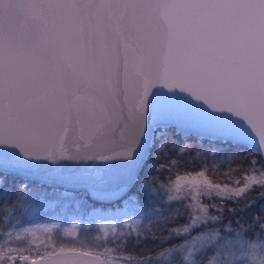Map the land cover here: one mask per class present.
Listing matches in <instances>:
<instances>
[{
	"label": "snow or ice",
	"instance_id": "obj_1",
	"mask_svg": "<svg viewBox=\"0 0 264 264\" xmlns=\"http://www.w3.org/2000/svg\"><path fill=\"white\" fill-rule=\"evenodd\" d=\"M258 201L264 0H0V264H264ZM105 202L150 223L20 227Z\"/></svg>",
	"mask_w": 264,
	"mask_h": 264
},
{
	"label": "trees",
	"instance_id": "obj_2",
	"mask_svg": "<svg viewBox=\"0 0 264 264\" xmlns=\"http://www.w3.org/2000/svg\"><path fill=\"white\" fill-rule=\"evenodd\" d=\"M256 159H259V157H256ZM194 165L196 168L199 167V162L196 161L194 162ZM186 168H188L189 170H191V168L193 167L192 164H189V165H186L185 166ZM220 167H221V170L224 171L227 169L228 167V163L227 162H221L220 163ZM164 179H168V177L165 175L164 176ZM257 195V192H253L250 194V198H254L255 196ZM207 202V201H205ZM32 202L31 201H28V203L24 204V207L27 208L29 204H31ZM102 206H106V207H111L113 205L109 204V203H104L102 204ZM122 206V205H121ZM121 206H113V207H121ZM261 206H264V201H258L256 205L253 206L252 209L248 210L247 212H237L236 216H232V215H228L227 216V219L228 220H231V221H235L237 219H242V221L244 222L243 223V226L245 228H248L249 229V233H248V236L251 237L253 233H256L258 232V229L253 225V216L254 214H257L259 211H260V208ZM91 208H89L88 210H82V209H79L78 211H69L70 213H67V218L71 215V214H77V213H80L81 214V225L83 226V228H81V230L83 231L82 235H81V239H84L86 241V243H88L90 246L93 245L88 238L89 234L92 236V237H95L97 235H100V229H101V226L103 224H111V221L110 220H107L105 222H101L98 220L97 217H95L91 211H90ZM157 210H160V206L157 205ZM151 211V210H149ZM19 214V213H17ZM25 220L27 222H25ZM35 220V219H34ZM33 219H28L26 218V215L25 216H21V223H20V227H30L32 226L35 221ZM138 220H141L143 222V224L145 226H147L150 222L145 218V215L143 214ZM64 221V219H63ZM57 224L61 226H63V224L61 222H57ZM86 225H91L92 226V230L90 231V233H86L84 232L85 231V227ZM133 229V231L135 230V226L132 225L131 227ZM233 228H236V225L233 224ZM117 230L118 231H124V232H128L129 229H127L124 224L121 222L118 227H117ZM78 231V230H77ZM0 234H2V228H0ZM84 234H87V237H84ZM96 246L100 247L101 250H102V247L104 246H109V247H113L115 246L113 243H107L105 244L104 242H100V241H96ZM134 241L133 240H129L128 241V245H127V250L128 251H133V252H141V251H155L157 247H159V244L158 242H155V241H152V240H148L146 241L141 247H134Z\"/></svg>",
	"mask_w": 264,
	"mask_h": 264
},
{
	"label": "rangeland",
	"instance_id": "obj_3",
	"mask_svg": "<svg viewBox=\"0 0 264 264\" xmlns=\"http://www.w3.org/2000/svg\"><path fill=\"white\" fill-rule=\"evenodd\" d=\"M77 210H68V209H56L54 206L51 208H43L38 210L36 213L31 214V215H26V218L28 219H35V223L30 226V227H35L38 224H45V223H57V222H61L63 224V226L60 227V232L61 234L63 233L64 229H71L73 227V225H77L78 228L76 230H78L80 232V236L82 235L83 231L81 230V228H83V226L81 225V214L77 213V214H71L68 218H67V213H70L69 211H78ZM91 213L98 218L99 221L101 222H105L107 220L111 221V224H116V226L118 227V225L122 222L124 224V226L127 229H130V227H132V221L134 220H138L142 215L143 212H137L134 209L131 208H126L124 206L121 207H106V206H102V205H97L94 209L91 208L90 209ZM127 212V215H123L122 213ZM64 219V221H63ZM85 231L86 233H90V231L92 230V226L91 225H86L85 227ZM39 235V233H38ZM84 237H87V234H84ZM94 237H92L90 234L88 236L87 239H89V241L93 244L96 245V241L93 240ZM67 239V238H65Z\"/></svg>",
	"mask_w": 264,
	"mask_h": 264
},
{
	"label": "water",
	"instance_id": "obj_4",
	"mask_svg": "<svg viewBox=\"0 0 264 264\" xmlns=\"http://www.w3.org/2000/svg\"><path fill=\"white\" fill-rule=\"evenodd\" d=\"M106 203V202H105Z\"/></svg>",
	"mask_w": 264,
	"mask_h": 264
}]
</instances>
